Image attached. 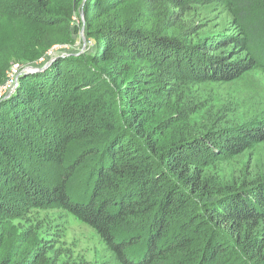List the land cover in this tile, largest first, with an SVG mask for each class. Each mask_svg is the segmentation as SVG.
Masks as SVG:
<instances>
[{
	"label": "trees",
	"instance_id": "trees-1",
	"mask_svg": "<svg viewBox=\"0 0 264 264\" xmlns=\"http://www.w3.org/2000/svg\"><path fill=\"white\" fill-rule=\"evenodd\" d=\"M126 1L86 0L85 24L92 28L93 13L101 18ZM160 1L183 8L200 0ZM80 2L0 0V19L56 26L70 22ZM207 2L228 11L232 32L195 45V56L165 47L175 40L152 45L144 31L100 25L93 51L59 54L18 79L0 100V184L10 188L8 203L64 209L92 228L119 264H264V174L218 187L205 172L219 155L264 141V122L222 146L205 135L171 139L167 125L151 123L146 71L134 67L115 85L140 59L200 81L264 70V0Z\"/></svg>",
	"mask_w": 264,
	"mask_h": 264
},
{
	"label": "rangeland",
	"instance_id": "rangeland-1",
	"mask_svg": "<svg viewBox=\"0 0 264 264\" xmlns=\"http://www.w3.org/2000/svg\"><path fill=\"white\" fill-rule=\"evenodd\" d=\"M85 1L81 0L72 11L70 22H59L56 26L0 19L3 82L14 65H23L24 60L45 47H48L43 51L45 54L49 51L56 55L69 52L88 54L96 48L98 36L94 29L100 25L144 31L147 34L144 37L152 45H161L162 38L175 40L178 42L176 45L165 47H178L193 56L197 55L195 45L232 32L229 30L231 17L228 11L208 3V0L183 8L168 1L127 0L114 10L105 12L101 18L99 11L93 13L92 28L85 24ZM56 13L59 18L63 15L59 11ZM35 34L41 38L31 39ZM134 67L147 72L145 77L150 84L146 107L152 116L151 123L167 125V135L171 139L205 135L210 136L209 141L216 146H222L235 132L264 122V70L261 68H255L231 82L200 81L182 78L170 68L140 59L115 83L116 87L132 76ZM53 171L54 168L48 169L47 181H50ZM205 172L218 187L226 184L237 186L244 179L263 175L264 141L252 144L239 154L219 155L205 167ZM47 184L44 182L42 185ZM11 194L8 186L0 184L1 204L8 203ZM0 264L119 263L92 228L64 209L51 204L37 207L26 202L16 206L13 201L0 212Z\"/></svg>",
	"mask_w": 264,
	"mask_h": 264
},
{
	"label": "water",
	"instance_id": "water-1",
	"mask_svg": "<svg viewBox=\"0 0 264 264\" xmlns=\"http://www.w3.org/2000/svg\"><path fill=\"white\" fill-rule=\"evenodd\" d=\"M51 52H46V54H44L45 56H42L43 58L41 57L34 62L23 64L15 77L14 84L11 85L7 90L0 93V100L8 98L14 92L17 86V81L21 76H23L24 74L34 73L45 69L57 56L56 53L50 54Z\"/></svg>",
	"mask_w": 264,
	"mask_h": 264
},
{
	"label": "built area",
	"instance_id": "built-area-1",
	"mask_svg": "<svg viewBox=\"0 0 264 264\" xmlns=\"http://www.w3.org/2000/svg\"><path fill=\"white\" fill-rule=\"evenodd\" d=\"M22 65H14L13 68L11 69V73L9 76L6 78V81L0 84V93L5 91L8 87L14 84L15 82V77L18 74L20 68ZM18 84V81H17Z\"/></svg>",
	"mask_w": 264,
	"mask_h": 264
}]
</instances>
